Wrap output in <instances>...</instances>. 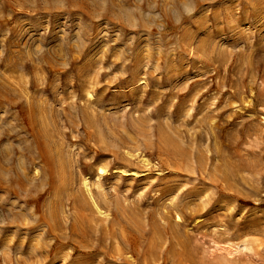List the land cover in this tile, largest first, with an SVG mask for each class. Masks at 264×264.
Listing matches in <instances>:
<instances>
[{"label":"rangeland","instance_id":"rangeland-1","mask_svg":"<svg viewBox=\"0 0 264 264\" xmlns=\"http://www.w3.org/2000/svg\"><path fill=\"white\" fill-rule=\"evenodd\" d=\"M0 174V264H264V0H0Z\"/></svg>","mask_w":264,"mask_h":264},{"label":"bare ground","instance_id":"bare-ground-1","mask_svg":"<svg viewBox=\"0 0 264 264\" xmlns=\"http://www.w3.org/2000/svg\"><path fill=\"white\" fill-rule=\"evenodd\" d=\"M148 161H149V160H145V162H148ZM2 167H3V166H2ZM5 169H6V168H5ZM114 170H115V169H114ZM115 171H116V170H115ZM119 171H120V170H119ZM122 171H124V170H122ZM129 171H130V170H129ZM135 171H136V170H135ZM135 171H134V172H135ZM108 172H109V171H108ZM117 173H118V171H117ZM130 173H131V174H135V173H133V172H130ZM102 174H104V170H103V169L101 170V174H100V176H99V175H98V176L101 177ZM131 174H130V176H131ZM1 175H2V174H0V176H1ZM124 175H125V174H124ZM128 176H129V172H128ZM136 176H138V175H136ZM136 176H135V177H136ZM139 176H140V175H139ZM96 177H97V176H96ZM0 179H2V178L0 177ZM83 179H84V178H83ZM5 180H6V179H5ZM5 180H4V181H5ZM2 181H3V180H2ZM2 181H1V182H2ZM82 181H84V180H82ZM96 181H97V180H96ZM100 181H101V180H100ZM10 182L12 183V181H10ZM95 183H97V182H95ZM3 184H4V183H3ZM9 184H10V183H9ZM84 185H85V189H86L87 194H88L89 197H91V199H92V203H93L92 205H93L94 207H96V209L98 210V212L103 213V209L100 207L98 201L94 198V196H92V195H93V194H92V189H91V187H90V185H89L87 179L84 181ZM96 185H97V184H96ZM94 186H95V185H94ZM0 188H1V187H0ZM82 189H83V188H82ZM93 190H94V188H93ZM95 190H96V189H95ZM100 190H101V189H100ZM82 191H83V190H82ZM82 191H81V192H82ZM96 192H97V191H96ZM82 195H83V193H82ZM84 195H85V194H84ZM86 198H87V197H86ZM96 198H97V197H96ZM67 199H68V198H67ZM81 199H83V198H81ZM91 199H90V200H91ZM83 200H84V199H83ZM83 200H82V201H83ZM87 200H88V199H87ZM90 200H89V201H90ZM59 201H61V200H59ZM77 203H78V202H77ZM83 203H84V201H83ZM84 204H85V203H84ZM88 204H89V203H88ZM61 205H62V204H61ZM61 205H60V206H61ZM74 205H75V203H74ZM81 205L83 206V204H81ZM81 205H80V206H81ZM62 206H63V205H62ZM80 206H79V207H80ZM108 206H109V205H108ZM83 207H85V206H83ZM86 207H87V206H86ZM94 207H93V210H94ZM36 208H37V207H36ZM59 208H60V207H59ZM60 209H61V208H60ZM63 209H64V208H63ZM80 209H81V208H80ZM82 209H83V208H82ZM85 209H86V208H85ZM25 210L27 211V209H25ZM57 210H58V209H57ZM57 210H56V211H57ZM23 212H24V211H23ZM23 212H22V213H23ZM27 212H28V211H27ZM64 212H65V211H64ZM90 212H91V211H90ZM92 212H93V211H92ZM24 213H25V212H24ZM28 213L30 214L31 212H28ZM28 213H26V214H28ZM83 213H84V211H83ZM85 213H86V212H85ZM94 213H95V212H94ZM94 213H93V214H94ZM101 213H100V214H101ZM14 214H15V213H14ZM52 214H53V212H52ZM24 215H25V214H24ZM55 215H56V214H55ZM14 216H16V214H15ZM39 216H40V215H39ZM43 216H44V215H43ZM57 216H58V215H57ZM80 216H81V215H80ZM83 216H84V215H83ZM101 216H103V215H101ZM16 217H17V218H16ZM16 217H15V218L18 219V216H16ZM28 217H29V215L27 216V218H28ZM55 217H56V216H55ZM96 217H97V216H96ZM25 218H26V216H25ZM56 218H57V217H56ZM77 219H78V217H77ZM77 219H76V220H77ZM88 219H89V217H88ZM97 219H99V218H97ZM14 220H15V219H14ZM24 221H25V219H24ZM28 221H29V218H28ZM28 221H27V222H28ZM33 221H34V220H33ZM54 221H55V219H54ZM57 221H58V220H57ZM57 221H56V222H57ZM78 221H79V220H78ZM80 221H81V220H80ZM15 222H16V220H15ZM81 222H82V221H81ZM35 223H37V222H35ZM61 223H62V222H61ZM79 223H80V222H79ZM82 223H83V222H82ZM14 224H15V223H14ZM32 224H33V223H32ZM37 224H38V223H37ZM42 224H43V223H42ZM70 224H71V223H70ZM17 225H18V223H17ZM27 225H28V223H27ZM27 225H24V224H23V226H25V228H26ZM71 225H72V224H71ZM75 225H76V224H75ZM78 225H79V224H78ZM91 225H92V224H91ZM114 225H115V222H114ZM23 226H22V227H23ZM50 226H51V225H50ZM61 226H62V225H61ZM80 226H81V225H80ZM95 226H96V225H95ZM115 226H116V225H115ZM33 227H34V225H33ZM43 227H44V225H43ZM51 227H52V226H51ZM55 227H56V226H55ZM82 227H83V226H82ZM82 227H79V228L82 229ZM87 227H88V226H87ZM18 228H19V227H18ZM41 228H42V226H41ZM45 228H46V226H45ZM109 228H110V227H109ZM116 228H117V227H116ZM121 228H122V227H121ZM123 228H124V227H123ZM68 229H69V228H68ZM114 229H115V227H114ZM125 229H126V228H125ZM19 230H21V228H20ZM19 230H18V231H19ZM47 230H48V229H47ZM75 230H76V227H75ZM84 230H85V229H84ZM109 230H110V229H109ZM77 231H78V230H77ZM81 231H83V230H81ZM115 231H116V230H115ZM25 232H27V231H25ZM42 232H44V231H42ZM74 232H75V231H74ZM78 232H79V231H78ZM113 232H114V231H113ZM124 232H127V231L124 230ZM76 233H77V232H76ZM84 233H85V232H84ZM111 233H112V231H111ZM43 234H44V233H43ZM49 234H50V233H49ZM27 235H28V234H27ZM112 235H113V234H112ZM116 235H117V234H116ZM46 236H47V235H46ZM79 236H80V235H79ZM114 236H115V235H114ZM114 236H112V237H114ZM122 236H123V235H122ZM75 237H76V236H75ZM110 237H111V236H110ZM125 237H126V236H125ZM64 238H65V237H64ZM117 238H118V237H117ZM97 239H98V238H97ZM109 239H110V238H109ZM124 239H126V238H124ZM127 240H128V239H127ZM102 241H103V240H102ZM84 243H85V242H84ZM98 243H99V242H98ZM118 244H119V243H118ZM129 244L131 245V242H130ZM125 245H126V244H125ZM93 246L95 247V245H93ZM74 247H75V245H74ZM92 248H93V247H92ZM92 248H91V249H92ZM119 248H120V245H119ZM121 248L124 250L123 246H122ZM34 249H35V248H34ZM36 249H38V247H37ZM88 249H89V248H88ZM88 249H87V250H88ZM122 249H121V250H122ZM77 250H78V249H77ZM93 250H94V249H93ZM117 250H118V248H117ZM117 250H116V251H117ZM79 251H80V250H79ZM36 252H37V251H36ZM119 253H120V252H119ZM164 253H165V250H164ZM164 253H163V254H164ZM89 254H90V253H89ZM39 255H40V253H39ZM74 255H75V254H74ZM163 257H164V256H163ZM163 260H164V259H163ZM164 261H165V260H164ZM164 261H162V262H164ZM99 262H100V261H99ZM180 262H181V261H180ZM96 263H97V262H96ZM101 263H102V262H101ZM166 264H167V263H166Z\"/></svg>","mask_w":264,"mask_h":264}]
</instances>
